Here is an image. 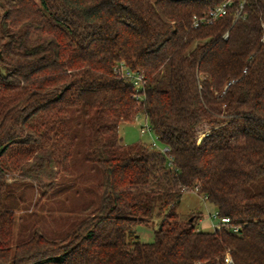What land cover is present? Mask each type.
I'll return each mask as SVG.
<instances>
[{"label": "trees", "instance_id": "16d2710c", "mask_svg": "<svg viewBox=\"0 0 264 264\" xmlns=\"http://www.w3.org/2000/svg\"><path fill=\"white\" fill-rule=\"evenodd\" d=\"M121 62L143 75L142 99ZM139 114L168 153L121 144ZM16 174L35 201L7 182ZM189 191L239 232L180 220ZM156 218L142 242L136 228ZM228 255L264 264V0H0V264Z\"/></svg>", "mask_w": 264, "mask_h": 264}, {"label": "rangeland", "instance_id": "374dc122", "mask_svg": "<svg viewBox=\"0 0 264 264\" xmlns=\"http://www.w3.org/2000/svg\"><path fill=\"white\" fill-rule=\"evenodd\" d=\"M145 83V80H144ZM140 115V114H139ZM138 116V115H137ZM136 116V117H137ZM144 116V115H142ZM136 117L132 122L122 123L119 127V135L121 138V144L123 145H133L136 143H142L151 148L153 142L156 143L158 148H163V144L157 140L155 136L151 135H141L140 134V123L142 122V117L136 120ZM146 117V116H144ZM143 123V122H142ZM21 175L16 174L13 176H7V182L15 184L21 187L28 188L27 189V202H33L38 196V192L36 191L35 183L30 179H21ZM46 179V178H45ZM48 181V180H46ZM15 186V185H14ZM18 195V194H17ZM39 197V196H38ZM60 199V197H58ZM54 201V202H53ZM56 200H48L45 204L47 209L50 207H57L55 204ZM45 212V211H44ZM175 213L177 214L178 218L182 221H189L192 217L195 216H203V218H210L211 215L215 214V207L209 202L204 199V196L196 193V192H187L181 198L179 204L175 207ZM22 211L17 212V225L15 228V240L14 246L16 244L17 239L21 235L23 231V227H21V221L19 220L21 217ZM160 219H155L154 223L150 225H140L136 228V233L140 237L142 242H153L154 241V231L158 228L160 224ZM219 219L217 217H213V224H217Z\"/></svg>", "mask_w": 264, "mask_h": 264}, {"label": "built area", "instance_id": "2783aa9c", "mask_svg": "<svg viewBox=\"0 0 264 264\" xmlns=\"http://www.w3.org/2000/svg\"><path fill=\"white\" fill-rule=\"evenodd\" d=\"M227 6L228 4H222L219 7L212 10L208 16L204 17H194L193 24L195 27H200L202 25L206 24H212L222 18L227 13ZM116 73L121 76L124 79L131 80L134 90H135V98L136 99H142L143 98V90H144V77L141 73L132 71L125 63L121 62L119 65L115 67ZM142 117V122L140 125V134L141 135H151L152 137L157 136L155 135L154 129L150 121L147 119V117L142 116L141 114L136 117V120L140 119ZM158 140V138H157ZM151 147L155 150H159L163 153H168L169 148L163 147L158 148L156 143L153 142ZM213 229H231L233 232H239V227L231 225V220L229 218H222L219 219V222L217 224H212ZM225 264H234L232 258L228 255L225 258Z\"/></svg>", "mask_w": 264, "mask_h": 264}, {"label": "crops", "instance_id": "0c3cea01", "mask_svg": "<svg viewBox=\"0 0 264 264\" xmlns=\"http://www.w3.org/2000/svg\"><path fill=\"white\" fill-rule=\"evenodd\" d=\"M212 224L213 220L211 218H203V216H201L198 227L202 230H211L213 229Z\"/></svg>", "mask_w": 264, "mask_h": 264}]
</instances>
